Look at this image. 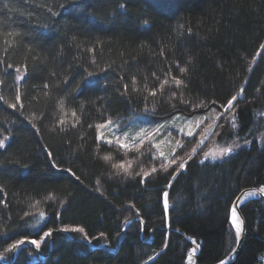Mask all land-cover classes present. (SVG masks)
<instances>
[{
  "label": "trees",
  "instance_id": "16d2710c",
  "mask_svg": "<svg viewBox=\"0 0 264 264\" xmlns=\"http://www.w3.org/2000/svg\"><path fill=\"white\" fill-rule=\"evenodd\" d=\"M0 97V264H187L193 244L194 264H216L234 197L264 185V0H0ZM205 111L209 142L243 140L222 159L193 153L202 126L169 157L97 136L111 118ZM239 209L232 264H264V197ZM23 238L43 255L11 258Z\"/></svg>",
  "mask_w": 264,
  "mask_h": 264
},
{
  "label": "rangeland",
  "instance_id": "374dc122",
  "mask_svg": "<svg viewBox=\"0 0 264 264\" xmlns=\"http://www.w3.org/2000/svg\"><path fill=\"white\" fill-rule=\"evenodd\" d=\"M211 114V111H205L195 113L193 115L175 114L163 119H155L145 114H137L126 119L111 118L98 125L97 136L101 140L117 141V138H119L121 144L127 145H132L137 140L142 138H149L153 141L156 151L161 156L169 157L180 147L178 145H183V137H189V135H187L188 132L191 131L193 135H196L202 126V130L198 134L199 144L198 147L195 148V151L203 147L204 158L206 160L212 161L215 159H222L228 155H219L218 153L221 148L231 145L233 147V151L237 150L243 140L239 141L238 144L234 143V141L232 143H226L221 139L218 141L213 140L212 142H209L208 138L210 137V133L207 134V139H205L206 130L214 122L210 120L208 122L207 120L208 117H211ZM218 116L220 117V114ZM218 116L215 117L216 120L218 119ZM109 120L111 121V124H106V122ZM101 125L104 126L101 127ZM125 133L127 135H125ZM201 141H203V143H201ZM206 153L209 154L207 157L205 156ZM32 240L34 239H21L20 241H24V243L19 244L16 248H12L10 257L12 258L22 245H27L38 250L39 248H37L36 245L30 243ZM193 249H195V244L192 245L191 252L187 257V264H193ZM38 255L42 256L43 252L38 250ZM189 256H191V260H189ZM7 261V258L0 256V263H6Z\"/></svg>",
  "mask_w": 264,
  "mask_h": 264
},
{
  "label": "snow or ice",
  "instance_id": "6c2138e0",
  "mask_svg": "<svg viewBox=\"0 0 264 264\" xmlns=\"http://www.w3.org/2000/svg\"><path fill=\"white\" fill-rule=\"evenodd\" d=\"M120 7L123 8L124 5L122 4V5H120ZM145 23H147V21H145ZM9 67H11V65H9ZM17 71H19V69H17ZM185 71H186V69H184V68H180V72L183 73V72H185ZM19 78H20V77H18V79H19ZM133 83L135 84V80L133 81ZM165 83H168V81H165ZM173 83L179 88V87L183 84V81H181V80L176 79L175 77H173ZM45 87H47V85H46ZM152 94L154 95L155 93H152ZM174 95H175V93H173V96H174ZM0 99H2V97H0ZM17 99H19V97H17ZM235 99H236V97L233 96V97L231 98V100L228 101V105H229V107H231V105H232V101L235 100ZM200 106H202V102H201L200 105H197V107H200ZM10 107L15 108L16 105L13 104V105H10ZM74 115H75V113H74ZM61 123H62V121H61ZM106 124H111V121H110V120L107 121ZM103 126H104V125H101V127H103ZM215 127H216V124H215V122H213V124L210 125V126L208 127V129L206 130V132H205V139H207V134H208V133H211V134H213V135L217 134V133L214 131ZM232 127H233V128L236 127V124H235V117H234V116H233V118H232ZM125 135H127V134L125 133ZM187 135L191 136V135H193V133L190 131V132L187 133ZM6 139H7V137H4V139H0V148H3V147L5 146V140H6ZM117 142H118V143H121V142L119 141V138H117ZM109 143H111V141H109ZM201 143H203V141H201ZM121 146H122V147H125V148L129 147L127 144H121ZM178 146L182 147V145H178ZM232 151H233V147L230 145V146H227V147H223V148H221L218 154H219V155H226V154L231 153ZM193 153H195V149H193ZM208 155H209L208 153L205 154L206 157H207ZM214 155H215V154H214ZM104 159H105V160H109L110 157H109V156H106V157H104ZM189 159H191V156H189ZM170 163H171V164H175V163H176V157H175V156L173 157V159L171 160ZM185 163H186V161L183 162V163H181V164H179V165H178V168H183V167L185 166ZM113 167H115V168H119V169H123L125 173H127V174H129V175L131 174V173L128 171V169L131 167V162L128 163V167H125V165H124L123 163H120V164H114ZM161 168L164 169V170H167V166H166L165 164H161ZM150 171H151V172H155V171H156V168L153 167ZM141 172H143V174H144L145 176H147V175L150 174L149 172H144L143 169H141ZM137 175H139V173H137ZM261 191H264V188H262ZM163 195H164V197H165V199H164V208L167 209V208H168V202H167L166 197H167L168 193H167V192H164ZM249 195H251V194H249ZM41 215H43V213H41ZM231 222H232V224H233V226H234V228H235V235H236V237L238 238V237L240 236V234H241V231H242V222L239 220L235 208H233V209L231 210ZM63 230H64V231H69V230H71V231H77V232H80V233H84V232H85L84 228H82V227H77V228H72V229L65 228V229H63ZM50 234H51L50 232H45V233H44V236H49ZM104 235H105L104 233H101V234H100V237H104ZM85 238H87L86 234H85ZM42 239H43V238H42ZM23 243H24V241H17V243H16V244H13L11 247H12V248H16L19 244H23ZM30 243L36 245L37 248H39V246H40V242L37 241V240H32V241H30ZM192 251L195 252V249H193ZM189 260H191V256H189ZM220 264H225V262H224L223 260H221V261H220Z\"/></svg>",
  "mask_w": 264,
  "mask_h": 264
},
{
  "label": "water",
  "instance_id": "95a60500",
  "mask_svg": "<svg viewBox=\"0 0 264 264\" xmlns=\"http://www.w3.org/2000/svg\"><path fill=\"white\" fill-rule=\"evenodd\" d=\"M264 188L263 186H259V187H246L241 189L236 196L234 197L231 206H230V215H231V210L233 208L236 209L237 212V216L239 218V220L242 222V231L240 236L237 238L236 237V243L234 248L232 249V251L226 256L224 257L222 260L225 262V264H232L236 258L238 257V255L240 254V252L242 251L244 244H245V239H246V227H245V221L244 218L240 212L239 206L242 202H244L247 199L250 198H256V197H264V191H261V189ZM251 194V195H249ZM130 223V221L127 223V225ZM195 252L192 254V256H195V254L198 251V247L195 245ZM221 261V260H220ZM220 261L217 262L216 264H220Z\"/></svg>",
  "mask_w": 264,
  "mask_h": 264
}]
</instances>
